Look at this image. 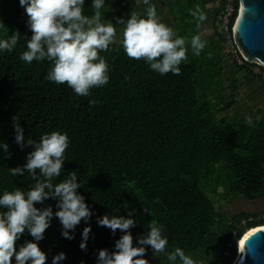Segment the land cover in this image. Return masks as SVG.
Here are the masks:
<instances>
[{"label":"trees","instance_id":"1","mask_svg":"<svg viewBox=\"0 0 264 264\" xmlns=\"http://www.w3.org/2000/svg\"><path fill=\"white\" fill-rule=\"evenodd\" d=\"M92 4L85 0L84 15H94ZM191 4L195 8L199 1ZM186 8L179 7L183 14ZM125 10L124 28L134 13L129 0ZM107 15L108 6L103 5L101 20ZM191 17L183 20L189 28L178 35L188 48L179 75H160L147 62L129 59L116 42L100 53L109 66V83L81 97L67 84L46 78L52 61L27 64L20 59L33 35L29 18L19 0H0V39L17 36L15 48L0 53V145H8L7 152L0 147V195L5 190L27 192L44 179L39 169L33 176L25 165L40 138L57 131L67 133L70 144L61 174L52 183L76 173L77 193L92 213L69 230L72 239L64 237L62 227L55 244L47 240L51 219L38 242L46 264L60 253L66 257L60 264H98L101 250L116 251L125 233L101 226L98 221L105 215L135 221L128 231L133 247L146 249L143 258L148 264H181L179 257L169 259L177 247L195 264H234L237 240L264 226V213L230 216L213 199L223 197L228 204L239 198L264 199V111L251 124L246 118L230 119L227 114L236 104L239 85H224V54L217 35L207 39L200 56L192 55L190 38L197 33V21ZM252 67L246 63L239 69L255 76ZM261 69L255 77L264 83ZM16 125L23 130L22 144L16 142ZM12 168L25 170L12 176ZM58 204V197H49L35 207H51L55 214ZM244 220L250 221L240 228ZM154 222L169 242L163 253L139 243ZM85 228L91 231L81 249ZM28 241L34 238L25 231L17 250ZM230 243L234 245L227 254Z\"/></svg>","mask_w":264,"mask_h":264},{"label":"clouds","instance_id":"2","mask_svg":"<svg viewBox=\"0 0 264 264\" xmlns=\"http://www.w3.org/2000/svg\"><path fill=\"white\" fill-rule=\"evenodd\" d=\"M140 2L137 0V3ZM142 2L148 5L146 17L133 13L123 29L122 37L118 38L117 30L111 23H101L104 0H93L95 12L91 17L83 14L85 0H19L33 33L27 43L28 50L22 53L20 59L27 64L34 60L52 61L53 66L46 78L57 85L67 84L81 97H87L93 88L109 83V66L100 53L107 51L117 41L129 59L147 62L150 69L160 75H179L180 65L188 59L185 38L179 37L171 27L161 22L156 5L151 0ZM190 15L197 21V33L190 38L192 55L200 56L208 43L204 37L209 34V29L200 31L208 16L199 5L190 10ZM2 27L4 25L0 23ZM16 44V35L0 39V53L11 52ZM246 123L251 124V118ZM16 131V142L22 144L23 130L16 125ZM28 143L33 142L29 140ZM69 144L67 133L53 131L43 135L36 143L35 150L29 154L25 169L33 176L39 169L44 179L27 192L20 189L5 190L0 195V209H7L0 212V264H13V258L15 264H46L47 256L38 242L44 238L53 215L59 218L64 229L63 235L68 239L73 238L69 230H74L82 219L91 217L84 197L77 193L80 185L76 182V173H72L70 179L55 185L52 183L61 174ZM0 147L8 151L7 144ZM25 169L12 168L9 172L16 176ZM49 197L59 198V210L55 214L51 207L43 210L35 207L38 202L42 203ZM98 222L113 233L117 230L125 233L116 242V251L99 252L98 264H148L143 258L146 249L133 247V237L128 231L135 226L133 219L109 218L105 215ZM25 231L34 241L25 242L17 250V242ZM90 231V228L84 229L81 249L86 248ZM139 243L151 246L156 253H163L169 242L162 235V226L154 222L150 225L149 235ZM177 257L181 264H195L193 258L179 247L175 248L169 259L175 261ZM65 258V254L60 253L53 258L52 264H60Z\"/></svg>","mask_w":264,"mask_h":264},{"label":"rangeland","instance_id":"3","mask_svg":"<svg viewBox=\"0 0 264 264\" xmlns=\"http://www.w3.org/2000/svg\"><path fill=\"white\" fill-rule=\"evenodd\" d=\"M208 1L209 0H207L206 2L211 3V1L210 2ZM151 3L156 5L157 13L159 16V0H151ZM104 5L108 6V15L106 16V18L101 20V23H111L116 28L117 36L118 38H120L123 32L124 18L126 14L125 0H104ZM147 7L148 5H145L142 2V0L140 3H137V0H130V10L131 11L146 14ZM212 7L213 6L210 7V10L214 11L213 9H211ZM160 20L161 22L165 23L167 26L171 27L173 31L175 32V29L171 23L164 22L162 21L161 18ZM246 73L247 72L243 70H240L238 72L236 81H238L240 85H243L245 76L247 75ZM246 88H248V86H246ZM253 89L257 90L259 88L255 87ZM257 92L260 93V89ZM251 94H254V93L251 91L248 97H250ZM262 96L264 97V92L258 95L254 100H251L249 102H246V100L242 98L243 99L242 102L240 104L234 105L233 108L230 110V113L227 115L230 117L231 120H234L237 118H246V119L251 118L252 122L256 120H260L261 117H259V115L254 116V114L261 106H262L261 108H264V99L261 101ZM242 114H246L245 115L246 117H244V115ZM220 191L222 192V190ZM213 199L215 203L217 204V206L219 207L220 211L224 210L230 216L239 215L241 213H251V214L264 213V199L257 200V201H248L246 199L239 198L238 200L234 201L231 204H228L223 199V197L213 198ZM263 218H264V215H263ZM62 227L63 226L59 218H57L54 215L53 224L47 230V240L50 243L55 244L57 242L58 234L61 232ZM238 256H239V250H238Z\"/></svg>","mask_w":264,"mask_h":264},{"label":"water","instance_id":"4","mask_svg":"<svg viewBox=\"0 0 264 264\" xmlns=\"http://www.w3.org/2000/svg\"><path fill=\"white\" fill-rule=\"evenodd\" d=\"M235 39L247 61L264 66V0H240ZM253 231L234 264H264V227Z\"/></svg>","mask_w":264,"mask_h":264},{"label":"crops","instance_id":"5","mask_svg":"<svg viewBox=\"0 0 264 264\" xmlns=\"http://www.w3.org/2000/svg\"><path fill=\"white\" fill-rule=\"evenodd\" d=\"M192 1L195 0H159V17L162 19V21L171 23L177 35H179L181 30L185 28L187 29L189 28L188 26L185 25V23H183V20L186 19V16L190 17V10L194 9L191 4ZM197 1H199V5L202 7V9L206 12L208 16V20L202 25L200 31L209 29V34H207L204 37L205 39L216 37V22L221 10V5H222L221 0H209L208 2L211 1V3H207L206 2L207 0H197ZM181 4L187 6V8L184 11L185 12L184 14L181 13L179 9ZM211 6H213L211 9H213L214 11L210 10ZM129 9H130V0H129ZM134 13L146 16V14H142L139 12H134ZM188 19L192 20L190 18ZM239 71H240L239 66L236 64L235 60L224 55L222 80L224 82L225 87L227 88L232 86L233 84L239 85V92L236 97V104H240L243 99H245L246 102L254 100L258 95L264 92L263 81L260 80L258 77L249 75L248 73H246L247 75L245 76L243 85H240L238 81H236ZM246 86H248V88H246ZM255 87L260 89V93L257 92L259 91V89L257 90L253 89ZM251 91L254 94H251V96L248 97ZM263 99L264 97L262 96L261 101ZM261 107L255 112L254 116L259 115L260 111H264V108ZM229 113L230 111L228 112V114ZM242 115L246 117L245 116L246 114H242Z\"/></svg>","mask_w":264,"mask_h":264},{"label":"built area","instance_id":"6","mask_svg":"<svg viewBox=\"0 0 264 264\" xmlns=\"http://www.w3.org/2000/svg\"><path fill=\"white\" fill-rule=\"evenodd\" d=\"M239 11L240 0H224V4L220 10L216 22V35L221 41L223 54L225 56L234 59L238 66H244L246 65V63L253 65L251 69L253 71V74L255 76H259L262 74L261 67L264 66L259 63L247 61L235 39V24L238 18ZM249 221L250 220L242 221L240 228L246 227ZM234 236L237 237L238 232H235ZM239 240H237V244H239ZM233 245V243H230L228 245L227 254H229V251L232 249Z\"/></svg>","mask_w":264,"mask_h":264},{"label":"bare ground","instance_id":"7","mask_svg":"<svg viewBox=\"0 0 264 264\" xmlns=\"http://www.w3.org/2000/svg\"><path fill=\"white\" fill-rule=\"evenodd\" d=\"M253 230H255V228L252 229V230H250V231H248V232L245 234L244 238L239 240V245H238V246H239L240 250L243 248V241H244V239H245L249 234H251L252 232H254Z\"/></svg>","mask_w":264,"mask_h":264}]
</instances>
